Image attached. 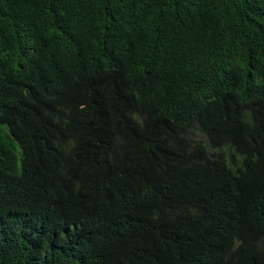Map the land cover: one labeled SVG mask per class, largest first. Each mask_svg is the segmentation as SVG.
I'll list each match as a JSON object with an SVG mask.
<instances>
[{
    "label": "trees",
    "instance_id": "obj_1",
    "mask_svg": "<svg viewBox=\"0 0 264 264\" xmlns=\"http://www.w3.org/2000/svg\"><path fill=\"white\" fill-rule=\"evenodd\" d=\"M0 264H264V0H0Z\"/></svg>",
    "mask_w": 264,
    "mask_h": 264
}]
</instances>
